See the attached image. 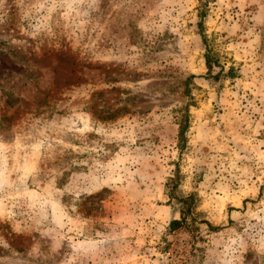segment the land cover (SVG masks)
Returning <instances> with one entry per match:
<instances>
[{"label": "rangeland", "instance_id": "1", "mask_svg": "<svg viewBox=\"0 0 264 264\" xmlns=\"http://www.w3.org/2000/svg\"><path fill=\"white\" fill-rule=\"evenodd\" d=\"M0 264H264V0H0Z\"/></svg>", "mask_w": 264, "mask_h": 264}, {"label": "trees", "instance_id": "2", "mask_svg": "<svg viewBox=\"0 0 264 264\" xmlns=\"http://www.w3.org/2000/svg\"><path fill=\"white\" fill-rule=\"evenodd\" d=\"M197 16H198V19H201L203 18V11L200 9L197 13ZM197 27H198V31L200 32V28H201V20H199L198 24H197ZM200 37H201V33H199ZM202 40L204 41L203 37H202ZM204 65H205V68H206V74L207 76H211V78L215 79L217 78L220 74H221V70H218L216 71L215 73H212L213 72V66L216 65V62L214 60V56L212 53H210L209 51L206 52V54L204 55ZM227 75L229 77H231V69H228L227 71ZM184 120H183V123L182 125L179 126V129H178V139H180L181 141H183V136H184V133H185V130L187 128L186 124V119H187V114L184 113ZM190 197H185V198H181L180 199V202L182 205L185 206L186 209H184L185 212H188V209L189 208V205H190ZM184 220V216H181L179 220H172L170 222V228L172 229H175L177 228V226L180 224V222H182Z\"/></svg>", "mask_w": 264, "mask_h": 264}]
</instances>
